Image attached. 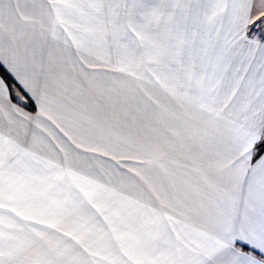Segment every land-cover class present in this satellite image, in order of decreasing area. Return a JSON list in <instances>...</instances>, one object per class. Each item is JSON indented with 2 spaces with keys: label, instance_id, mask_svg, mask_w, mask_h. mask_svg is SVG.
Here are the masks:
<instances>
[{
  "label": "snow or ice",
  "instance_id": "1",
  "mask_svg": "<svg viewBox=\"0 0 264 264\" xmlns=\"http://www.w3.org/2000/svg\"><path fill=\"white\" fill-rule=\"evenodd\" d=\"M0 264H264V0H0Z\"/></svg>",
  "mask_w": 264,
  "mask_h": 264
}]
</instances>
